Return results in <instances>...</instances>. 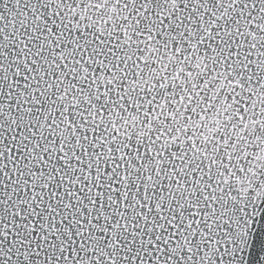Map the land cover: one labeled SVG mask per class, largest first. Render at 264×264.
<instances>
[{
  "label": "snow or ice",
  "instance_id": "1",
  "mask_svg": "<svg viewBox=\"0 0 264 264\" xmlns=\"http://www.w3.org/2000/svg\"><path fill=\"white\" fill-rule=\"evenodd\" d=\"M0 264H264V0H0Z\"/></svg>",
  "mask_w": 264,
  "mask_h": 264
}]
</instances>
